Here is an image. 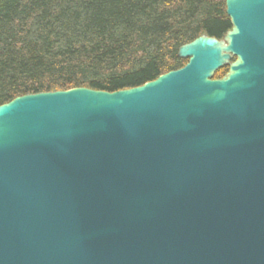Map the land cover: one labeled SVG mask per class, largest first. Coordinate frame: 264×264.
I'll return each mask as SVG.
<instances>
[{"label":"water","instance_id":"1","mask_svg":"<svg viewBox=\"0 0 264 264\" xmlns=\"http://www.w3.org/2000/svg\"><path fill=\"white\" fill-rule=\"evenodd\" d=\"M226 6L153 82L0 106V264H264V0Z\"/></svg>","mask_w":264,"mask_h":264},{"label":"trees","instance_id":"2","mask_svg":"<svg viewBox=\"0 0 264 264\" xmlns=\"http://www.w3.org/2000/svg\"><path fill=\"white\" fill-rule=\"evenodd\" d=\"M226 2L0 0V106L77 88L114 93L180 70L182 46L232 30Z\"/></svg>","mask_w":264,"mask_h":264}]
</instances>
